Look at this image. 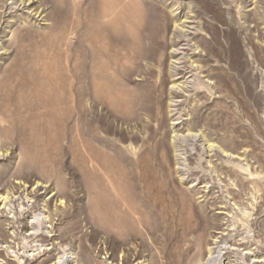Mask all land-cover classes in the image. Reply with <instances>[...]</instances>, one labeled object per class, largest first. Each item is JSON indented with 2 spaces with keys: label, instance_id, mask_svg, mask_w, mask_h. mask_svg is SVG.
<instances>
[{
  "label": "rangeland",
  "instance_id": "374dc122",
  "mask_svg": "<svg viewBox=\"0 0 264 264\" xmlns=\"http://www.w3.org/2000/svg\"><path fill=\"white\" fill-rule=\"evenodd\" d=\"M114 1L55 0L56 33L35 24L31 39L21 46L0 35L5 48L0 50V118L6 130L1 142L4 149L13 148L0 162V181L15 184L14 177H20L51 183L65 201L59 212L51 208L61 245L28 263L57 261L63 246L84 257L85 264H100L106 241L107 252L118 260L129 249V264H194L199 240L232 224L223 219L225 207L238 213L234 201L253 216L249 234L241 224L233 234L237 240L248 238L247 248L263 256L264 39L253 31L258 25L264 34V0L258 9L252 0H147L158 8L163 3L168 14L197 12L189 22L199 31L189 32L201 34L199 44L216 55L205 75L217 83L220 96L193 95L192 127L241 155L242 165L259 174L252 180L235 167L241 161L220 155L207 158L214 171L203 169L207 163L200 164L195 153L189 157V181L197 180L199 188L207 185L198 188L200 194L189 191L176 174L170 122L164 124L145 107L157 73L126 85L120 25L102 18ZM246 18L252 23L245 24ZM149 26L146 20L138 32L142 53L152 42ZM133 55L135 72L158 64ZM192 225L196 232L188 234ZM42 240L50 244L47 236ZM0 258L18 263L1 248Z\"/></svg>",
  "mask_w": 264,
  "mask_h": 264
},
{
  "label": "bare ground",
  "instance_id": "6f19581e",
  "mask_svg": "<svg viewBox=\"0 0 264 264\" xmlns=\"http://www.w3.org/2000/svg\"><path fill=\"white\" fill-rule=\"evenodd\" d=\"M260 3V0H252L251 5H257L256 9H258ZM188 9H190V14L198 17L197 12L191 8ZM55 10V0H0V35L8 37V44L21 46L31 39V33L35 31V24L39 23L40 25L42 22L47 25L49 32L56 33L58 27ZM178 10H171L168 14L163 3L158 8L147 0H115L103 12L104 23L115 20L120 25L122 71L126 85L130 88L133 78H140L141 81H144L148 75L154 76V73H157V78L153 79V82L150 83L152 85L147 90V105L145 107L154 111L156 116H161V121L164 124L170 122L168 125L172 132L170 145L176 160V174L179 175L182 184H189L187 188L189 191L200 194V188H208L207 185H202L199 188L197 180L189 181L192 170L189 167V157L195 153L199 157L200 164L206 161L207 167L203 169L207 168L213 171L215 167L212 160H207L209 157L220 155L227 158L229 162L239 160L241 163L235 162V167L240 172L249 174L250 179L254 180L259 174L251 172L248 166L242 165L245 159L241 155L230 153L218 144H213L208 139L209 136L206 131L203 129L194 131L192 127L190 120L193 115L190 110L193 95L197 97L209 93L212 97H217L220 93L217 83H213L205 75L209 61L216 55L199 44L198 37L201 34L195 37L199 28H191L190 25L195 23L189 21L196 19L186 14L184 10L180 15L175 14ZM146 20L150 23L149 30L152 35V42L149 49L145 48L142 53L137 37ZM244 21L245 24L252 23L248 18ZM22 23L24 24L22 25ZM17 24L18 26L15 28ZM190 30H194L195 33H190ZM200 30L202 29L200 28ZM246 32H251V29L246 28ZM253 32L258 33V36L264 39V34L258 25L255 26ZM133 34H135L133 38L135 41L131 38ZM202 40L205 41L206 39L203 38ZM1 49L5 50L0 44ZM132 54L146 56L145 58L150 57L148 59H154L158 64L149 65V68L145 69L144 72L142 70L135 72L133 65L130 66ZM127 90L128 105L132 107V92L131 89L127 88ZM157 93L163 94L164 98ZM3 123L4 120L0 118V162L4 161L9 153H13V148L4 149L2 145L1 137L6 133ZM199 150L202 152L199 153ZM14 180L17 181L15 184L8 180L0 181V248L7 254L13 255L19 264H29V261L37 262L41 256L50 253L55 247L52 245H61L60 242L57 243L55 238V225L51 208L53 207L55 211L59 212L65 201L51 183L40 180L24 181L20 177H14ZM41 192L48 193L49 199L46 200L41 197ZM199 199L203 200L202 204L206 203L205 195ZM40 203H42L41 209ZM234 206L238 208V213L232 214L225 207L224 213L228 217L223 219L227 221L225 224H230V222L232 224L218 233H211L203 240H199L202 243L197 244L199 257L194 264H264V255L262 256L247 248L248 238L237 240V236L233 234L239 224L249 234L253 216L248 208L240 206L235 201L233 202ZM251 206L254 207L253 204ZM192 231L193 233L196 232L193 225L188 228L187 232L189 234ZM42 236L49 238L47 243L50 244L48 246L43 244L45 241L42 240ZM102 244L103 250L100 252H104L105 256H102L100 264H129V249L122 252L118 260L114 254L107 252L106 241ZM60 247L63 249L62 255L58 257L57 261L47 264H85L84 257L82 258L81 255L70 251L68 248ZM0 262L2 264L8 263L1 258ZM138 264H143V262H138Z\"/></svg>",
  "mask_w": 264,
  "mask_h": 264
}]
</instances>
